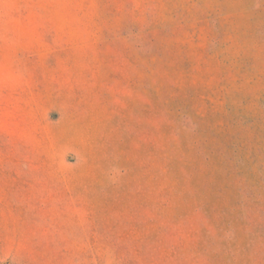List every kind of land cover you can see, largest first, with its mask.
Segmentation results:
<instances>
[{
  "label": "rangeland",
  "instance_id": "374dc122",
  "mask_svg": "<svg viewBox=\"0 0 264 264\" xmlns=\"http://www.w3.org/2000/svg\"><path fill=\"white\" fill-rule=\"evenodd\" d=\"M0 264H264V0H0Z\"/></svg>",
  "mask_w": 264,
  "mask_h": 264
}]
</instances>
